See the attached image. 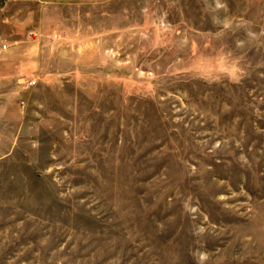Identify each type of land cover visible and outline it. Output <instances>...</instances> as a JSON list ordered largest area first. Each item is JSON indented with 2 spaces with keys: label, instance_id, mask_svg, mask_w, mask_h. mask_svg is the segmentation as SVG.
<instances>
[{
  "label": "rangeland",
  "instance_id": "1",
  "mask_svg": "<svg viewBox=\"0 0 264 264\" xmlns=\"http://www.w3.org/2000/svg\"><path fill=\"white\" fill-rule=\"evenodd\" d=\"M74 27L1 29L0 264H264V0Z\"/></svg>",
  "mask_w": 264,
  "mask_h": 264
},
{
  "label": "crops",
  "instance_id": "2",
  "mask_svg": "<svg viewBox=\"0 0 264 264\" xmlns=\"http://www.w3.org/2000/svg\"><path fill=\"white\" fill-rule=\"evenodd\" d=\"M118 1L120 0H8L2 3L3 6L0 5V34L2 29L28 36L32 33L45 35L55 26L73 31L71 28L76 29L74 26L77 22L87 18L92 20V6L110 7ZM90 27L92 28V23Z\"/></svg>",
  "mask_w": 264,
  "mask_h": 264
},
{
  "label": "built area",
  "instance_id": "3",
  "mask_svg": "<svg viewBox=\"0 0 264 264\" xmlns=\"http://www.w3.org/2000/svg\"><path fill=\"white\" fill-rule=\"evenodd\" d=\"M11 1H14V2H15V1H17V0H11ZM4 48H5V47H4Z\"/></svg>",
  "mask_w": 264,
  "mask_h": 264
}]
</instances>
